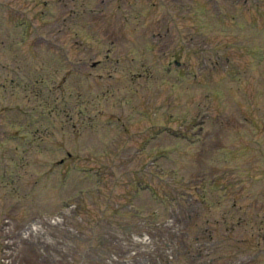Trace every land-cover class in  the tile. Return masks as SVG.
<instances>
[{"label":"rangeland","instance_id":"obj_1","mask_svg":"<svg viewBox=\"0 0 264 264\" xmlns=\"http://www.w3.org/2000/svg\"><path fill=\"white\" fill-rule=\"evenodd\" d=\"M0 142V221L180 209L173 264L209 233L212 264H264V0H0Z\"/></svg>","mask_w":264,"mask_h":264}]
</instances>
